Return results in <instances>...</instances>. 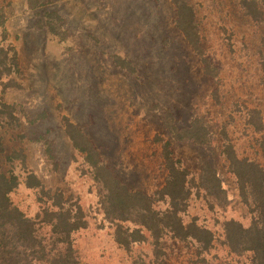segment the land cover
I'll return each instance as SVG.
<instances>
[{
    "label": "rangeland",
    "instance_id": "1",
    "mask_svg": "<svg viewBox=\"0 0 264 264\" xmlns=\"http://www.w3.org/2000/svg\"><path fill=\"white\" fill-rule=\"evenodd\" d=\"M41 2L31 8L29 0H0L7 30L0 28V45H13L19 60V69L0 81V102L15 105L19 118L10 122L0 114V167L20 178L14 203L30 216L39 212L38 189L26 184L33 172L46 189L79 198L90 214L89 227L75 236L81 264H131L139 254L148 259L152 247H120L113 228L96 215L97 185L67 134V123L90 136L132 190L154 193L164 186L163 150L170 142L173 156L193 173L200 158L208 157L233 200L226 209L212 211L194 198L186 218L197 216L219 242L200 254L195 244L168 237L162 245L168 262L242 264L245 257L221 243L225 219L250 221L221 150L228 139L240 156L264 165V128L258 131L246 122L250 109L259 110L264 121V21L245 15L240 0H191L205 55L218 69L213 79L176 27L172 0ZM258 4L264 12V0ZM47 11L63 18L62 33L39 26ZM118 58L134 69L119 65ZM166 109L180 126L204 117L213 132L210 142L175 140L162 121Z\"/></svg>",
    "mask_w": 264,
    "mask_h": 264
},
{
    "label": "trees",
    "instance_id": "2",
    "mask_svg": "<svg viewBox=\"0 0 264 264\" xmlns=\"http://www.w3.org/2000/svg\"><path fill=\"white\" fill-rule=\"evenodd\" d=\"M172 1L176 8V27L199 55L205 73L215 79L218 69L205 55L194 5L191 0ZM29 4L31 8H38L42 2L29 0ZM240 6L245 15L264 21L258 0H240ZM62 20L58 13L47 11L39 20V26L53 35L59 34L63 29ZM5 23L4 7L0 5L2 33L7 31ZM6 36L4 34L5 39ZM116 60L124 68L134 69L128 60ZM16 69H19L16 48L11 44L0 45V81ZM11 82L5 85L12 86ZM15 109L13 104L0 102V114L10 122L19 120ZM247 114L249 125L258 131L264 128L259 110L250 109ZM161 115L175 140L197 145L210 142L213 132L204 117H196L188 125L180 126L172 110H162ZM67 134L74 147L84 154L91 169L98 193L96 215L100 214L102 222L113 228L115 241L128 251L143 245L153 249L150 258L139 254L131 264H170L162 246L168 237L195 244L200 254L215 248L219 239L214 230L201 223L197 216L186 218L194 198L202 199L212 211L226 209L233 200L220 170L208 157L200 158L199 170L193 173L173 156L171 144L167 142L163 150L167 169L165 184L149 193L132 190L110 162L103 159L100 148L78 124L69 121ZM221 155L227 162V173L235 180L237 195L250 216L247 224L235 218L225 219L221 243L231 254L245 257L242 264H264V165L248 156H240L228 139L222 145ZM26 184L38 189L40 210L35 216L28 215L12 200V193L20 185L19 176L8 174L0 167V264H81L75 236L90 224V214L81 200L66 196L60 189H46L33 172L27 174Z\"/></svg>",
    "mask_w": 264,
    "mask_h": 264
}]
</instances>
